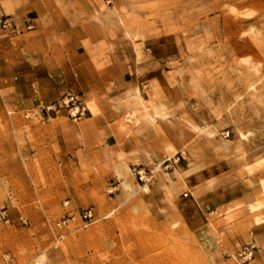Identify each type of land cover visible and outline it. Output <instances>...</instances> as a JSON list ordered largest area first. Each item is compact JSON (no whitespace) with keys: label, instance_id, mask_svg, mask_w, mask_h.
I'll return each instance as SVG.
<instances>
[{"label":"rangeland","instance_id":"rangeland-1","mask_svg":"<svg viewBox=\"0 0 264 264\" xmlns=\"http://www.w3.org/2000/svg\"><path fill=\"white\" fill-rule=\"evenodd\" d=\"M41 6L56 32L75 34L66 43L84 61L111 68L119 88L139 102L127 121L148 119L142 104L152 117L171 118L170 140L184 146L174 158L181 175L207 179L210 171L225 172L223 187L207 203L194 189L184 190L191 217L193 201L201 208L194 223L201 231H166L148 215L132 216L134 204L123 206L113 184H99L98 171L86 166L77 135L88 114H100L98 101L87 100L84 116L73 120L58 107L66 94L81 98L72 91L58 95L40 86L33 99L22 100L17 91L3 90L0 208L8 209L12 223L0 224V264H242L237 252L249 243L253 258L245 264H264V233L256 227L264 221L256 215L264 201L246 202L250 214L217 208L238 194L230 186L250 173L264 175V0H43ZM31 31L3 34L19 50ZM48 107L57 119L45 123ZM115 171L118 187L131 195L133 170ZM87 208L96 219L82 230L78 214ZM70 214L74 221L56 230Z\"/></svg>","mask_w":264,"mask_h":264},{"label":"crops","instance_id":"crops-1","mask_svg":"<svg viewBox=\"0 0 264 264\" xmlns=\"http://www.w3.org/2000/svg\"><path fill=\"white\" fill-rule=\"evenodd\" d=\"M42 1L0 0V20L4 17L13 18L21 31L28 24L33 27V31L27 32L28 36L24 38L19 50L13 46V39L6 37L3 34L6 31L0 28V96L3 90L13 89L22 100H28L36 96L40 86H50L56 89L58 95L72 91L80 95L84 103L92 99L98 101L100 114L96 117L88 114L81 121L83 130L77 135L79 140L82 139L80 142H84L82 151L86 155V166L98 171L96 181L101 185L113 184L114 189L118 190L115 196L124 202L123 206L134 204L133 208L128 209L132 216L148 215L158 227L166 231L196 233L200 228L194 223L201 208H197L198 202L193 201L189 207L195 209L196 213L191 217L187 212L188 204L181 198V194L188 188L194 189L195 193L201 194L200 199L207 203L211 200L207 198L213 197V193L223 187L225 172L210 171L207 179H197V173L181 175L174 158L180 155L184 146L170 140L171 118L168 121L142 118H134L133 122L127 121V112L137 108L139 102L119 88L121 78L111 68L97 70L71 48V43H66L71 42L75 34L66 31L67 29L56 32L58 29L54 28V23L40 12ZM53 41L63 43L59 46L51 44ZM28 44L31 47L26 49ZM60 48L62 54H59ZM57 58H63L61 65L57 63ZM140 98L146 102L149 100L146 97ZM144 105L149 108L147 104ZM150 113L153 114L152 111ZM43 118L45 123L57 119L51 118L49 113ZM55 136L58 138L59 134L56 133ZM24 141L25 147H29L25 138ZM167 144L176 149V157L169 158L165 154L164 148ZM124 165L133 170L134 174L142 172L146 176H152L147 193L137 189L142 183L135 177L129 178L133 190L131 195L118 187L122 178L117 177L115 170L121 171ZM155 166L160 167L154 173L152 168L155 169ZM229 190L233 194L237 191L238 194L225 199L217 208L229 205V215L237 210L247 213L248 209L245 210L244 206L246 202L248 207L255 201H264V175L250 173L241 183L232 188L230 186ZM167 191L171 194L170 201L167 200ZM215 196L218 197L219 194ZM220 197L224 199V195ZM239 203L241 206H238ZM256 215L264 220V206ZM173 224L176 225L172 226ZM256 227L260 233H264V221ZM225 232L230 234L228 230ZM202 233L200 235L206 234ZM207 234L211 240V235Z\"/></svg>","mask_w":264,"mask_h":264},{"label":"built area","instance_id":"built-area-1","mask_svg":"<svg viewBox=\"0 0 264 264\" xmlns=\"http://www.w3.org/2000/svg\"><path fill=\"white\" fill-rule=\"evenodd\" d=\"M0 28L4 31H10L18 34L21 33L16 21L11 17L2 18L0 20ZM32 29L33 27L30 24L25 27L26 31H31ZM58 107L59 109H64L67 112L69 118L73 120H80L87 111L84 101L78 96L71 94H66L65 97L60 101ZM52 108L54 107H48L45 110V115H47L50 111H53ZM24 118L28 120L30 119V115L26 114L24 115ZM35 118L37 117L35 116ZM143 175L145 174L141 172H135V176L139 183H143ZM184 197H186V195H184ZM7 211L8 209L6 207L0 208V224L10 225L12 223ZM78 218L81 222V229L83 230L95 221L96 215L93 209L87 208L78 214ZM74 219L75 217L72 214L64 216L59 221H57L54 226L56 230H60L66 227L70 222H73ZM18 221H20L22 224H27V219L23 216H19ZM61 238L62 237L60 235L56 236L57 241H60ZM237 258L242 264L251 262L253 258L252 244H245L242 248H240V250L237 252ZM5 264H11V262L9 260H5Z\"/></svg>","mask_w":264,"mask_h":264},{"label":"bare ground","instance_id":"bare-ground-1","mask_svg":"<svg viewBox=\"0 0 264 264\" xmlns=\"http://www.w3.org/2000/svg\"><path fill=\"white\" fill-rule=\"evenodd\" d=\"M142 113H143V116L145 117V118H148V119H150V118H153V120H160V121H168V120H164L163 118H161V117H159V116H157V115H155L154 117H152L149 113H148V110L145 108V106L142 104ZM169 123V122H168ZM178 123V122H177ZM171 125H173L172 123H171ZM178 126V125H177ZM169 127V126H168ZM189 129H191V130H193V131H196L197 129H196V127H188ZM207 132V131H206ZM175 133H176V131H175ZM208 134V133H207ZM209 135H210V133H209ZM178 138H179V136H178ZM181 139V138H180ZM181 144V143H180ZM164 152H165V154L169 157V158H174V157H176V155H177V153H176V149L172 146V145H166L165 146V148H164ZM177 158V157H176ZM160 167V166H159ZM159 167L158 166H155V168H156V170H158L159 171ZM142 173V172H141ZM143 183H144V185L142 186V190L145 192V193H147L148 192V185L149 184H151V181H150V179L151 178H148V177H145V175H143ZM170 197H171V194L167 191V200L168 201H170ZM257 223L259 222V220H257L256 221ZM44 254V253H43ZM40 263V262H39Z\"/></svg>","mask_w":264,"mask_h":264}]
</instances>
